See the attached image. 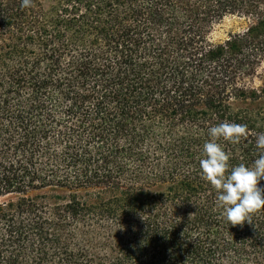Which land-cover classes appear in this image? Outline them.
<instances>
[{
    "label": "trees",
    "instance_id": "obj_1",
    "mask_svg": "<svg viewBox=\"0 0 264 264\" xmlns=\"http://www.w3.org/2000/svg\"><path fill=\"white\" fill-rule=\"evenodd\" d=\"M263 62L264 0H0V264H264L199 166L260 155Z\"/></svg>",
    "mask_w": 264,
    "mask_h": 264
},
{
    "label": "clouds",
    "instance_id": "obj_2",
    "mask_svg": "<svg viewBox=\"0 0 264 264\" xmlns=\"http://www.w3.org/2000/svg\"><path fill=\"white\" fill-rule=\"evenodd\" d=\"M32 0H21V7L28 8ZM249 135L248 126L236 123H220L208 129V140L204 146V158L199 166L204 178L217 193L216 205L223 210L229 224L250 221L251 214L264 209V133L257 136L256 147L261 150L251 166H231V153L218 143L220 139L239 143Z\"/></svg>",
    "mask_w": 264,
    "mask_h": 264
},
{
    "label": "rangeland",
    "instance_id": "obj_3",
    "mask_svg": "<svg viewBox=\"0 0 264 264\" xmlns=\"http://www.w3.org/2000/svg\"><path fill=\"white\" fill-rule=\"evenodd\" d=\"M250 20L243 16H238L235 14H228L224 16L222 20L215 23L211 30L210 36L214 41H223L229 35L236 32H240L247 27ZM264 72V62L258 69V73L262 74ZM255 83L258 84L259 80L257 77L254 79Z\"/></svg>",
    "mask_w": 264,
    "mask_h": 264
}]
</instances>
